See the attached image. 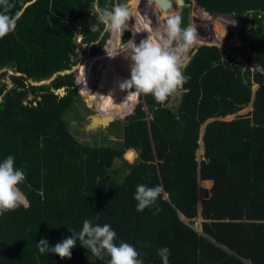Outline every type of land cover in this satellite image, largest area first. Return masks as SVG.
Instances as JSON below:
<instances>
[{
    "label": "trees",
    "instance_id": "16d2710c",
    "mask_svg": "<svg viewBox=\"0 0 264 264\" xmlns=\"http://www.w3.org/2000/svg\"><path fill=\"white\" fill-rule=\"evenodd\" d=\"M129 1L10 0V14L19 18L16 29L0 38V70L14 72L11 88L0 84V163L15 157L14 166L26 176L19 185L26 199L0 215V264H107L109 257L92 256L79 241L70 259L39 252L41 238L55 246L81 231L85 220L110 225L115 242L133 245L144 264H162L163 247L171 251L169 264H264V0H185L181 27L193 26L198 42L182 69L190 79L164 104L151 95L137 102L138 92L121 89L132 61L125 67L123 53L104 52L118 51L131 33H104L93 6L110 10ZM141 2L133 3L144 40L151 31ZM229 15L254 27L231 41L214 26ZM102 52L111 61L106 70ZM83 55L79 71L58 74ZM97 85L99 95H90ZM88 95L100 114L128 109L123 145L129 160L136 156L131 149H138L140 161L122 179H114L121 170L112 169L124 150L84 146L68 128L67 112ZM251 103L253 110L226 120ZM209 119L216 120L201 138ZM140 184L163 186L143 212L134 199ZM181 214L191 221L202 217V234Z\"/></svg>",
    "mask_w": 264,
    "mask_h": 264
},
{
    "label": "clouds",
    "instance_id": "9594fccd",
    "mask_svg": "<svg viewBox=\"0 0 264 264\" xmlns=\"http://www.w3.org/2000/svg\"><path fill=\"white\" fill-rule=\"evenodd\" d=\"M14 7L10 0H0V38L13 32L17 27L18 16L10 14ZM94 13L98 21L104 25V33L119 34L128 29V21L132 18V10L127 4H116L110 10L94 5ZM182 17L171 14L164 18L163 30L158 34L150 33L137 45L130 39L121 44L118 51L110 53L105 47L109 57L123 53L130 57V79L123 81L120 88L134 89L143 95H151L156 103L164 104L168 98L190 79L185 76L182 69L189 63V52L198 42L196 29L189 25L182 28ZM90 30H96L92 27ZM103 35V33H102ZM15 165V157L9 155L0 163V215L17 210L25 203L26 197L19 188L25 179L23 170ZM163 191L162 185L148 187L145 184L137 186L134 199L137 201L136 210L143 212L153 206ZM62 242L50 246L48 240L41 238L37 243L41 254L55 253L60 258H71V250L77 241L90 254L100 260L109 257L107 264H144L137 249L126 242L116 240V232L110 225H93L90 220L83 222L82 230ZM158 255L162 264H169L171 251L168 247L159 250Z\"/></svg>",
    "mask_w": 264,
    "mask_h": 264
},
{
    "label": "rangeland",
    "instance_id": "374dc122",
    "mask_svg": "<svg viewBox=\"0 0 264 264\" xmlns=\"http://www.w3.org/2000/svg\"><path fill=\"white\" fill-rule=\"evenodd\" d=\"M134 1L135 0H130L127 3L128 7L132 10V13H133L132 18H130L127 23H128V30L131 32V35L134 36V38L131 37V39L134 40V42L137 45H139L140 41L143 40V37H140V34H142L141 28H137L135 26L136 24L135 18L137 19L136 14L138 13L139 8H137V6L133 3ZM150 3H152V0H150ZM155 6L157 7V8L155 7L157 10L161 9L157 3L155 4ZM184 8L186 7L180 6V8L177 9V12L174 11L173 13L171 12L170 14H168V12H163L162 17L159 19L160 21L161 20L164 21V18L171 14H179L181 16L183 12L182 10H184ZM192 13L190 14V19L192 18ZM217 22H218L217 26H220L221 30L223 29V32H227L226 29H224V24H223L224 21L222 23L219 21ZM151 33L158 34L152 31ZM135 35H139V38L136 39ZM217 36H218V33H217ZM228 37L231 41L233 40L231 35ZM82 38H83L82 35L79 34L76 38V41L81 42ZM90 48H91V45L88 46V50ZM86 57H87L86 55H83L81 57L79 63L75 65L77 67H74V66H73L74 68L72 67L74 69L72 72H76V71H79V69H81V66L83 65L82 61ZM103 62H104L103 68H105L106 70L109 64L111 63V61L106 60L105 58L103 59ZM5 72H7V75L3 76ZM13 74L14 72L12 69L6 68V69L0 70V84L6 83L8 84V88H11L12 80L10 77ZM99 87L97 85L94 88L95 92L90 95H99L97 94V92L99 91ZM142 97H143V94L139 93L137 96V100H138L137 102H140ZM116 98L117 97H115L114 99ZM90 100L91 99L89 98V95L82 97L73 104L72 108L69 109L66 115V122L68 123V128L73 133L74 137L84 146H109V147H117V148L124 150L125 154L123 155L121 159L115 162L114 167L112 169V170H117V171L121 170L120 172L121 174H119L120 175L119 177L118 175H113L112 177L116 180L118 178L122 179L125 177V175H127L131 171V168L140 161V151L138 149H131L136 152V156L133 160H129L127 158V155L130 149H125L123 145V142H124L123 140V126H124L123 125V121H124L123 114H125V111H127L128 109L122 107L120 112L117 110V108H112L111 110V107L114 105V100H113L112 103L109 104L110 107L108 108L112 111V113H110L109 116L103 115L99 113V111L95 107L96 105L95 106L93 105L94 102ZM89 101L91 103H89ZM137 102L134 104L132 109L136 108ZM115 107H118V105H116ZM251 110H253V107L252 105H249L245 107L242 111H240L238 114L227 117L226 120L227 121L232 120L236 118L237 115H245ZM112 114H114V117L111 116ZM204 153H205L204 147L201 145L199 150L197 151V160L199 163L203 161ZM201 197H202V191L200 192V199ZM185 221L188 224H191L195 229H198V231L200 230L201 232V223L203 222V220L200 217H198L196 220L191 221V220L186 219Z\"/></svg>",
    "mask_w": 264,
    "mask_h": 264
},
{
    "label": "water",
    "instance_id": "95a60500",
    "mask_svg": "<svg viewBox=\"0 0 264 264\" xmlns=\"http://www.w3.org/2000/svg\"><path fill=\"white\" fill-rule=\"evenodd\" d=\"M158 5H159V7L163 10V12H167V10H170V8L171 7H174L175 9H177L178 8V6H183V7H189L188 6V4L185 2V0H178L177 2H175L174 0H154ZM104 53V52H103ZM102 53V54H103ZM102 54L100 55V57H99V60H103L102 59ZM74 67H77V66H74ZM73 67V68H74ZM73 68H71L72 70H66V71H63V72H61V73H58V74H69V73H72V71L74 70ZM71 71V72H70ZM58 74H55L54 76H53V78H51L50 80H47V81H42V82H39V83H34V84H38V85H42V84H46V83H48V82H50V81H52ZM183 87V86H182ZM258 87L257 86H255L254 87V89H257ZM61 92H63V90H59L57 93H61ZM216 119H209L203 126H202V128H201V138H202V136H204V133H205V129H206V127H207V125L209 124V123H211L212 121H215ZM202 142V143H201ZM200 143H201V145L202 146H204V141L201 139V141H200ZM199 209H200V211L202 210V206H201V204H200V206H199ZM181 216V218H182V220L184 221V222H186L185 220L187 219L184 215H180ZM201 219H202V217H201ZM203 220V219H202ZM187 223V222H186ZM196 231H198V229H196ZM200 234H202L201 232H200V230L198 231ZM210 240L211 241H213L216 245H218L219 247H221V248H223V249H225V250H228L226 247H224V246H222V245H220V244H217L212 238H210ZM229 251V250H228Z\"/></svg>",
    "mask_w": 264,
    "mask_h": 264
},
{
    "label": "flooded vegetation",
    "instance_id": "af4514ba",
    "mask_svg": "<svg viewBox=\"0 0 264 264\" xmlns=\"http://www.w3.org/2000/svg\"><path fill=\"white\" fill-rule=\"evenodd\" d=\"M153 4H156L154 0H152ZM150 3V0H142L141 7H140V13L145 16L146 20H149V27L152 32L160 33L163 30V23L164 21H160V17L163 13V10L160 9L159 11L155 8V6ZM153 8V9H152ZM173 10H175L174 7H171L170 10H167L168 14H170ZM183 11V10H182ZM157 12V13H156ZM131 33V32H130ZM132 38H134L133 35H131ZM130 37V39H131ZM136 38V37H135ZM138 39V38H136ZM114 50V49H109ZM106 52V51H105ZM103 53V52H102ZM103 55V54H102ZM100 57V56H99ZM103 61V60H102Z\"/></svg>",
    "mask_w": 264,
    "mask_h": 264
},
{
    "label": "crops",
    "instance_id": "0c3cea01",
    "mask_svg": "<svg viewBox=\"0 0 264 264\" xmlns=\"http://www.w3.org/2000/svg\"><path fill=\"white\" fill-rule=\"evenodd\" d=\"M177 9H179V8H177ZM177 9L173 10L172 13L174 11L177 12ZM261 16L262 15H260V17ZM223 24H224V29H226V31H227L226 34H229V35L233 36V40L232 41H234L235 36H236L235 34L237 32L239 34H243V32L249 31V30H251L254 27V25L252 23H250V22L247 23L242 18L232 17L230 15L226 18V20L223 22ZM214 26H215L216 29L219 30V34H224L223 29L221 30L220 26H217L215 24H214ZM250 105H252V103ZM252 107H253V105H252Z\"/></svg>",
    "mask_w": 264,
    "mask_h": 264
},
{
    "label": "bare ground",
    "instance_id": "6f19581e",
    "mask_svg": "<svg viewBox=\"0 0 264 264\" xmlns=\"http://www.w3.org/2000/svg\"><path fill=\"white\" fill-rule=\"evenodd\" d=\"M151 4H153V3H151ZM154 6H155V4H153ZM156 7V6H155ZM157 8V7H156ZM153 9V8H152ZM157 13V12H156ZM161 17H162V15H161ZM160 17V18H161ZM141 42V41H140ZM129 58L130 57H126L125 55H123L122 56V59H123V61H124V66L126 67V65H127V62H128V60H129Z\"/></svg>",
    "mask_w": 264,
    "mask_h": 264
}]
</instances>
